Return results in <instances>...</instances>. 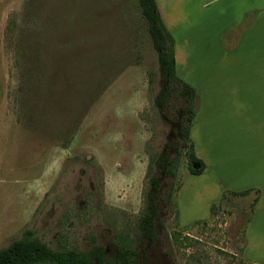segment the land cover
Masks as SVG:
<instances>
[{
  "label": "rangeland",
  "instance_id": "1",
  "mask_svg": "<svg viewBox=\"0 0 264 264\" xmlns=\"http://www.w3.org/2000/svg\"><path fill=\"white\" fill-rule=\"evenodd\" d=\"M34 1L44 6L55 41L51 51L61 58L54 92L71 101L69 112L78 114V125L70 144L63 145L65 133L27 130L18 121L13 100L18 74L5 35L12 15L21 23L26 0H0V249L31 232L54 251H88L93 237L108 256L127 246L135 253V264H264V216L254 217L250 210L255 191L258 199L262 192L264 204V172L248 176L236 164L238 153L251 152L246 142L212 139L256 124L254 104L227 103L224 121L221 106L215 107L207 145L198 137L197 145L193 142L209 171L191 175L176 120L186 92L173 86L167 108L155 106L157 54L137 0ZM210 1L176 0L181 14L175 17L169 3L158 0L162 21L179 48L177 76L191 87L192 81L202 82L200 64L219 62L217 39L226 27V13L242 9L240 0ZM257 1V8L264 9V0ZM254 17L256 12L244 15L232 36ZM75 56L77 62H72ZM193 88L199 96L197 113L204 100ZM63 118L54 114L58 124ZM193 125L206 138V125L203 129L199 120ZM177 151V217L161 194L149 238L143 234L146 174L152 165L161 178L152 159ZM229 186L261 191L250 188L254 192L237 198ZM174 233L189 240L175 243Z\"/></svg>",
  "mask_w": 264,
  "mask_h": 264
},
{
  "label": "trees",
  "instance_id": "2",
  "mask_svg": "<svg viewBox=\"0 0 264 264\" xmlns=\"http://www.w3.org/2000/svg\"><path fill=\"white\" fill-rule=\"evenodd\" d=\"M137 2L140 16L146 25L147 34L157 54L160 88L154 98V104L160 111H163L167 108L168 101L173 94V86L179 85L185 90L184 105L181 108V114L176 119L179 140L187 148L190 174L200 175L205 166L194 155L190 139L191 124L196 115L199 96L193 87L182 81L176 74L175 41L162 21L156 0H137ZM43 8V5L34 0H26L19 15L21 23L18 24L17 15H12L7 23L6 49L13 53V66L18 74V85L14 91L13 100L18 113V121L27 130L44 131L57 136L63 132L65 136L62 144L68 145L78 125V114L74 115L69 112L72 105L71 101L64 97L65 95L57 91L54 92L61 73V58L51 51L52 45H54L52 44L54 39L50 36L51 21L44 13L45 9ZM72 62H77L76 56ZM73 89L74 87L71 88V90ZM55 113L64 115L59 124L54 119ZM179 156L180 152L177 151V154L172 157L166 155L161 159H152L161 173L162 180L164 179L163 182L160 177H155L153 174L152 165L148 168L143 234L149 238L153 236V223L157 209L161 204V194L164 195V205L166 203L177 217L174 196L181 185L174 183L176 181L174 168ZM193 164H198L199 168L194 170ZM168 178L169 181H167ZM252 192L254 190L248 189L229 194L240 198L247 197ZM258 193V191L254 192L255 198L251 202V212L258 202ZM180 235V233L173 234L172 238L175 243L189 240L188 236L181 238ZM134 257L135 253L127 246H123L115 255L108 256L94 237L90 241L88 251H54L46 244L32 238L31 232H25L21 239L0 249V264H135Z\"/></svg>",
  "mask_w": 264,
  "mask_h": 264
},
{
  "label": "crops",
  "instance_id": "3",
  "mask_svg": "<svg viewBox=\"0 0 264 264\" xmlns=\"http://www.w3.org/2000/svg\"><path fill=\"white\" fill-rule=\"evenodd\" d=\"M214 1L215 0H212L208 2V4L210 3V5H212ZM166 2L172 7V15L177 17L181 14L176 0H166ZM156 4L159 10L158 0H156ZM240 4H242V9L237 13L236 11L235 13L233 11L226 13V27H224L225 29L218 35L219 62L211 63V66H209L210 64L208 63L200 64L199 67L203 69L202 73L198 72V68L192 70L193 72H198V76L200 75L199 77H201L204 83L203 87L202 82L188 81L189 83L192 81L193 87L199 90L201 94L200 101L204 100L203 104L200 102L201 106L198 108L192 124L194 122L197 125L199 120L203 129L206 125V138L201 137L202 133H199L200 128L198 125L195 130L194 125L192 127L191 124L190 139L192 144L194 142L195 145H197L195 141L196 137H198L200 142H204L206 139L207 145V134L210 123L209 117L215 107L221 106L222 111L220 119L224 121V111L227 103H231L228 107H234L238 105V103H253V107L257 113L252 114V119L255 117L256 124L253 125L252 122L251 127L240 128L238 134L222 132L218 136H212V139H233L239 142H246L249 145L247 149L251 152H246L245 154L243 152L238 153L236 155V164L239 165L240 168L244 166L249 171L247 173L248 176L255 177L260 171L264 172V9L257 8L259 4L256 0H240ZM243 4H248L247 8L244 10ZM254 12H256V17L250 19V22H245V28L236 32L235 36H232V30L241 24L244 15ZM170 20L172 22V18L168 21ZM225 37L227 40H224ZM178 49V45L175 42L174 58L176 74L178 73L179 64ZM239 59L243 61L239 62ZM214 104H216V106L213 107ZM255 104L257 105L255 106ZM217 115L218 113H216L215 116ZM215 116L212 117L216 120L217 117ZM261 146H263V153H261ZM193 152L196 158H198L199 155L194 147ZM209 160L211 161V159ZM204 166L205 169L202 174L206 172V170L209 171L207 165ZM218 181L223 182L220 179H218ZM250 188L260 189V187L255 186L239 189H234L229 186L227 189L231 192H241ZM261 198L262 192L258 202L253 208L254 217H257L259 214L264 216V204L261 205Z\"/></svg>",
  "mask_w": 264,
  "mask_h": 264
},
{
  "label": "water",
  "instance_id": "4",
  "mask_svg": "<svg viewBox=\"0 0 264 264\" xmlns=\"http://www.w3.org/2000/svg\"><path fill=\"white\" fill-rule=\"evenodd\" d=\"M192 168H193L194 170H196V169L199 168V165H198V164H193V165H192Z\"/></svg>",
  "mask_w": 264,
  "mask_h": 264
}]
</instances>
